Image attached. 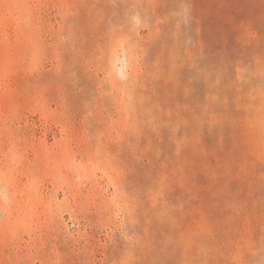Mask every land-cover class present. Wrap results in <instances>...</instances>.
<instances>
[{
	"label": "rangeland",
	"instance_id": "374dc122",
	"mask_svg": "<svg viewBox=\"0 0 264 264\" xmlns=\"http://www.w3.org/2000/svg\"><path fill=\"white\" fill-rule=\"evenodd\" d=\"M0 264H264V0H0Z\"/></svg>",
	"mask_w": 264,
	"mask_h": 264
}]
</instances>
